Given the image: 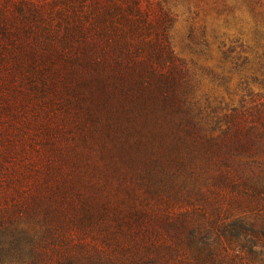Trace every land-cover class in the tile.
Here are the masks:
<instances>
[{"label":"trees","instance_id":"trees-1","mask_svg":"<svg viewBox=\"0 0 264 264\" xmlns=\"http://www.w3.org/2000/svg\"><path fill=\"white\" fill-rule=\"evenodd\" d=\"M146 1H84L85 27L65 29L64 41L81 38L73 59L85 69L55 92L73 122L57 175L70 197L50 218L93 239L105 232L102 247L66 262L264 264V229L241 213L244 197L264 202V116L202 106L168 38L172 13Z\"/></svg>","mask_w":264,"mask_h":264},{"label":"rangeland","instance_id":"rangeland-1","mask_svg":"<svg viewBox=\"0 0 264 264\" xmlns=\"http://www.w3.org/2000/svg\"><path fill=\"white\" fill-rule=\"evenodd\" d=\"M84 1L88 7L90 0H0V227L8 228L0 264H68L80 251L104 245V231H94L93 239L68 227L66 218L61 226L50 218V206L66 210L70 197L57 175L69 167L63 156L72 139L62 130L73 116L55 92L85 69L73 59L81 38L64 41L66 28L85 27ZM159 1L172 13L168 38L190 69L197 101L238 116H264V0ZM151 8L155 13L157 6ZM243 199L246 222L264 229V202L254 207L251 197ZM6 203L15 205L8 213L1 209ZM231 212L229 220L241 214Z\"/></svg>","mask_w":264,"mask_h":264}]
</instances>
